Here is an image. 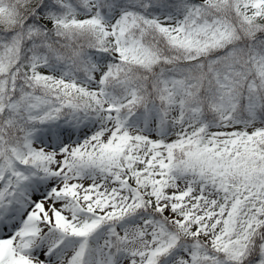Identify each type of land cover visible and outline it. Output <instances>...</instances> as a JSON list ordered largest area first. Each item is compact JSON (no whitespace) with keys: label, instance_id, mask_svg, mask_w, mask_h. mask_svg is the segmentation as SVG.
I'll return each instance as SVG.
<instances>
[{"label":"snow or ice","instance_id":"obj_1","mask_svg":"<svg viewBox=\"0 0 264 264\" xmlns=\"http://www.w3.org/2000/svg\"><path fill=\"white\" fill-rule=\"evenodd\" d=\"M0 264H264V0H0Z\"/></svg>","mask_w":264,"mask_h":264}]
</instances>
